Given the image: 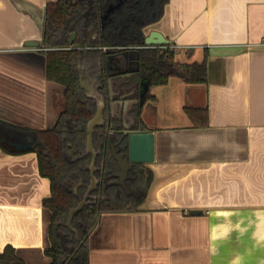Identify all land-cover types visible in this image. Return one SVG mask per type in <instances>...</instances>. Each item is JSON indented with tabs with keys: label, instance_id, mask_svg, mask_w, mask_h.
I'll return each mask as SVG.
<instances>
[{
	"label": "crops",
	"instance_id": "1",
	"mask_svg": "<svg viewBox=\"0 0 264 264\" xmlns=\"http://www.w3.org/2000/svg\"><path fill=\"white\" fill-rule=\"evenodd\" d=\"M55 1L0 0V120L14 130L2 142L18 151L0 143V253L12 246L26 264L52 262L51 180L31 149L32 131L52 127L64 104L43 44ZM82 17L83 39L101 38L92 3ZM153 30L176 57L168 82L151 87L142 105L138 130L155 135V159L145 164L152 180L139 210L98 214L87 264H264V0H169L145 36ZM101 49L119 101L121 71L136 66L137 53ZM204 60L207 81L187 80L183 67ZM79 71L82 88L97 94L92 63ZM135 84L125 85L132 99Z\"/></svg>",
	"mask_w": 264,
	"mask_h": 264
},
{
	"label": "trees",
	"instance_id": "2",
	"mask_svg": "<svg viewBox=\"0 0 264 264\" xmlns=\"http://www.w3.org/2000/svg\"><path fill=\"white\" fill-rule=\"evenodd\" d=\"M169 0H124L115 9L101 27L102 37L91 42L79 38L74 45L68 42L70 33L76 31L71 26L74 20L82 21V15L89 7L87 0H57L46 7L43 44L46 48L47 77L64 86V104L56 123L47 129L34 130L32 151L37 152L41 174L51 180L52 195L45 200L51 210L50 236L52 245L47 250L52 257L50 264H87L89 250L86 246L88 234L96 224L98 214L107 212L137 211L144 203L152 180V173L145 164H134L129 170L128 186L131 193L116 184L121 168L116 160L107 131V122L98 125L94 131V147L98 151V174L107 188V198L97 203V190L82 211L75 215L73 226L80 239L66 225L72 208L84 199L91 184L90 166L93 156L87 153L88 124L95 117L97 101L88 96L81 86L79 64L90 62L94 67L98 94L107 102L105 117L110 110L109 80L106 71L105 47L110 50H123L144 45V27L158 21ZM118 0H96V8L105 14L109 6ZM89 47V48H87ZM176 52L168 47L143 48L140 50V70L125 85L139 82V76L145 75L150 88L166 84L173 73ZM185 76L192 82L207 81V60L202 63L185 65ZM187 73V74H186ZM119 78V77H118ZM150 97L149 91L146 98ZM196 111L193 109L192 112ZM142 105L136 104L131 113L136 121V129L144 127ZM191 112V111H190ZM189 113L193 117L197 113ZM207 112V111H206ZM135 113V114H134ZM207 121V113L204 114ZM0 120V143L11 153L18 151L6 147L2 137L14 132ZM115 130L123 129L121 120L112 119ZM114 142L121 147V154L128 155V139L123 132L114 134ZM82 182L77 193L75 186ZM115 183V184H114ZM96 199V200H93ZM83 243V244H82ZM69 248L72 249L68 254ZM2 264H26L20 259L12 246L0 253Z\"/></svg>",
	"mask_w": 264,
	"mask_h": 264
},
{
	"label": "water",
	"instance_id": "3",
	"mask_svg": "<svg viewBox=\"0 0 264 264\" xmlns=\"http://www.w3.org/2000/svg\"><path fill=\"white\" fill-rule=\"evenodd\" d=\"M123 2L124 0H118L117 3L111 4L109 8L107 9L106 13L98 17L100 21V28L103 26L105 20L108 19L109 15L115 9L119 8L123 4ZM72 36L75 37L76 33H73ZM70 43L73 44V39L70 40ZM170 44H171V40H169L162 33L156 30L151 31L147 36H145L144 45L141 47L135 48V51L137 53V57L135 61L136 67L135 68L127 67L125 70L121 71L120 75L123 79V82L121 83L122 85L121 87L124 90H127V92H124L119 96V101L114 99V96H113L114 92L112 89L113 83L111 79L109 81L110 82V99L113 100L111 101V104H110V106L112 107V110H114L115 106L118 105L121 108V113H125V115H127L128 113H132L136 104H140V105L144 104V101L146 100V94L150 89V82H149L148 77L142 75L140 77V81L135 84L136 85L135 89L138 88L139 90L138 99H132L129 97L135 90L132 87L125 88V84L128 83L129 80L133 77V74L138 72L141 68L140 61H139V55H140L141 49L165 47V46L167 47ZM120 57H125L124 59H125V62L127 63L134 60L133 54L121 55ZM120 60L122 61L121 58ZM91 90H87V94L88 96L94 98L98 104L97 113L95 117L88 124L87 153H90L93 156V161L90 166L92 180L88 188V191L85 194L84 199L79 203L77 207H74L71 209L68 221L66 223V225L76 234L78 239H80V236H79L77 229H75L73 226V220H74L75 215L78 214L80 211H82L84 207L89 203V200L94 198L92 193L97 189V185H98V179L96 176L97 151L95 150V147H94V131L98 125H103L105 123V111L107 108V102L105 101V99L98 93L97 94L91 93ZM123 127H124L123 128L124 138L128 139V155L125 157L124 155L120 153V148L113 141V139L110 140V143L112 146L114 156L116 160L118 161V164L121 168V174L119 175V179L122 185L126 188L127 192L131 193L132 191L130 187L125 184L128 172L129 170L133 168L134 164H137V163L147 164V163L154 161L155 159V135L151 131L138 130L135 128L136 127L135 125L131 126L130 124H124ZM30 147H31L30 144L26 146L24 145L22 146V148H30ZM81 185H82V182H80L79 184L75 186L76 193ZM194 213H197V211H195Z\"/></svg>",
	"mask_w": 264,
	"mask_h": 264
},
{
	"label": "flooded vegetation",
	"instance_id": "4",
	"mask_svg": "<svg viewBox=\"0 0 264 264\" xmlns=\"http://www.w3.org/2000/svg\"><path fill=\"white\" fill-rule=\"evenodd\" d=\"M88 1V3H89V5H91V3H92V6L94 7V9L96 10V12H97V15H99V16H101L102 14L97 10V8L95 7L96 6V0H87ZM91 7V6H90ZM83 18V17H82ZM95 23L94 24H96V26L98 27V26H100V21H99V19L96 17V19H95V21H94ZM71 26H72V28L73 27H75L76 28V31H73V32H71L70 33V36H69V39H68V42H69V44L70 45H74V43H75V41L76 40H78L79 38H81V39H83V37H82V35L84 34V26H85V23H84V21L82 20V21H78V20H74L72 23H71ZM73 33H76V36L75 37H73L72 35H73ZM73 39V44H71L70 43V40H72ZM84 40V39H83ZM84 41H86V40H84ZM87 48H89V47H87ZM133 68L134 67H136L135 65H133L132 66ZM142 75H140L139 76V81H140V77H141ZM143 76H145V75H143ZM138 98H139V95H138ZM109 104H111L110 103V101H109ZM110 109H112V107L110 106ZM135 114V113H134ZM126 116H131V113H128L127 115H125V113H120V114H118L117 115V113H107L106 114V122H107V131L109 132V134H110V140L111 139H113V141H114V134L116 133V132H123V129L122 130H120V131H117V130H115V128H114V126L112 125V119L113 118H118V119H120L121 120V123H122V126H124V124H130L131 123V121L129 120V117H126ZM126 117V118H125ZM124 128V127H123ZM117 144V143H116ZM111 145V144H110ZM118 145V147L120 148V152H121V147H120V145L119 144H117ZM112 147V146H111ZM99 152L97 151V164H98V157H99ZM100 169L98 168V166H97V174H98V171H99ZM97 179H98V185H97V203L100 205V203L104 200V199H106L107 198V188L112 184V183H107V184H105V180L103 179V177H98L97 176ZM128 179H129V172H128V175H127V178H126V181H125V184L126 185H128ZM115 184V183H114ZM116 184H118L120 187H121V189H123V190H125V191H127L126 190V188L122 185V183H121V181H120V179H119V181L116 183ZM95 190V191H96ZM94 191V192H95ZM93 192V193H94ZM92 193V194H93ZM95 198V197H94ZM93 200H96V199H93Z\"/></svg>",
	"mask_w": 264,
	"mask_h": 264
},
{
	"label": "built area",
	"instance_id": "5",
	"mask_svg": "<svg viewBox=\"0 0 264 264\" xmlns=\"http://www.w3.org/2000/svg\"><path fill=\"white\" fill-rule=\"evenodd\" d=\"M174 47H172V49H173Z\"/></svg>",
	"mask_w": 264,
	"mask_h": 264
}]
</instances>
